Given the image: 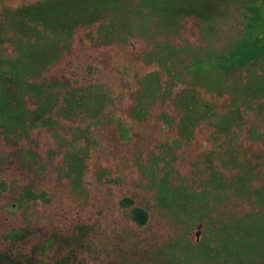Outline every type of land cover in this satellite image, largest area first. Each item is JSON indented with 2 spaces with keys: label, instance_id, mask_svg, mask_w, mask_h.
<instances>
[{
  "label": "rangeland",
  "instance_id": "obj_1",
  "mask_svg": "<svg viewBox=\"0 0 264 264\" xmlns=\"http://www.w3.org/2000/svg\"><path fill=\"white\" fill-rule=\"evenodd\" d=\"M264 0H0V264H264Z\"/></svg>",
  "mask_w": 264,
  "mask_h": 264
},
{
  "label": "trees",
  "instance_id": "obj_2",
  "mask_svg": "<svg viewBox=\"0 0 264 264\" xmlns=\"http://www.w3.org/2000/svg\"><path fill=\"white\" fill-rule=\"evenodd\" d=\"M256 9L259 10V11H257V13L259 14V18H258V26L260 27V30H261L262 32H264V17L262 16V13H261L262 8L259 7V6H257ZM263 36H264V35H263ZM262 40L264 41V37L262 38Z\"/></svg>",
  "mask_w": 264,
  "mask_h": 264
}]
</instances>
